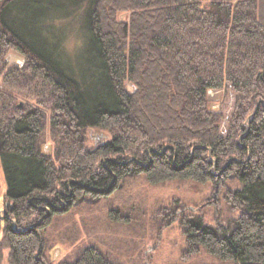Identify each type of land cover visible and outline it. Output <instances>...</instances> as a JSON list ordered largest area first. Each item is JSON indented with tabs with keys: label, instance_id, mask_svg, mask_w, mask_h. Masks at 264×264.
I'll use <instances>...</instances> for the list:
<instances>
[{
	"label": "trees",
	"instance_id": "obj_1",
	"mask_svg": "<svg viewBox=\"0 0 264 264\" xmlns=\"http://www.w3.org/2000/svg\"><path fill=\"white\" fill-rule=\"evenodd\" d=\"M69 17L73 56L57 23ZM9 50L22 67L8 66ZM0 76V263L124 264L95 245L55 262L46 231L143 177L222 194L217 221L180 218L187 254L264 264V0H0ZM224 88L236 98L222 132L208 91ZM18 98L50 111L53 153L42 150L43 115ZM95 128L107 134L87 148Z\"/></svg>",
	"mask_w": 264,
	"mask_h": 264
},
{
	"label": "rangeland",
	"instance_id": "obj_2",
	"mask_svg": "<svg viewBox=\"0 0 264 264\" xmlns=\"http://www.w3.org/2000/svg\"><path fill=\"white\" fill-rule=\"evenodd\" d=\"M128 15V12H119L117 19L127 21ZM76 19L59 18L57 21L69 27L63 48L71 56L80 43L75 34L78 30ZM6 60L8 66L22 67L26 59L22 54L9 50ZM1 80L0 76V87ZM126 89L134 88L128 82ZM235 98L236 95L227 88L208 91L210 108L224 114L222 132L228 126ZM18 101L37 108L43 115L42 150L53 153L55 144L50 133V111L34 100L18 98ZM106 134L99 128L88 131L85 145L87 148L95 147ZM5 190L6 181L0 162V191L4 193ZM226 206L222 194H215L211 182L174 179L151 184L143 177L129 179L111 195L52 218L46 231L53 242L51 259L56 262L78 246L95 245L124 264H233L201 249L187 254L184 226L180 224L182 215L195 211L202 213L205 221L213 223L224 214ZM169 207L171 211H166ZM0 264L7 262L4 260Z\"/></svg>",
	"mask_w": 264,
	"mask_h": 264
},
{
	"label": "water",
	"instance_id": "obj_3",
	"mask_svg": "<svg viewBox=\"0 0 264 264\" xmlns=\"http://www.w3.org/2000/svg\"><path fill=\"white\" fill-rule=\"evenodd\" d=\"M19 105L22 106V105H23V102L20 101V102H19Z\"/></svg>",
	"mask_w": 264,
	"mask_h": 264
}]
</instances>
